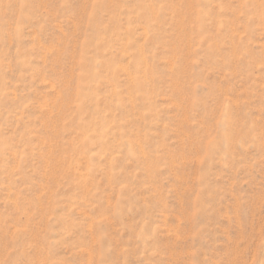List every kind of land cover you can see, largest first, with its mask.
<instances>
[{"label": "rangeland", "instance_id": "rangeland-1", "mask_svg": "<svg viewBox=\"0 0 264 264\" xmlns=\"http://www.w3.org/2000/svg\"><path fill=\"white\" fill-rule=\"evenodd\" d=\"M0 264H264V0H0Z\"/></svg>", "mask_w": 264, "mask_h": 264}]
</instances>
